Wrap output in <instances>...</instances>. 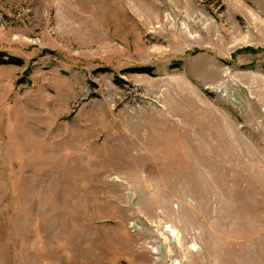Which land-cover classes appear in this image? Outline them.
Here are the masks:
<instances>
[{
	"label": "rangeland",
	"instance_id": "1",
	"mask_svg": "<svg viewBox=\"0 0 264 264\" xmlns=\"http://www.w3.org/2000/svg\"><path fill=\"white\" fill-rule=\"evenodd\" d=\"M0 264H264V0H0Z\"/></svg>",
	"mask_w": 264,
	"mask_h": 264
},
{
	"label": "trees",
	"instance_id": "2",
	"mask_svg": "<svg viewBox=\"0 0 264 264\" xmlns=\"http://www.w3.org/2000/svg\"><path fill=\"white\" fill-rule=\"evenodd\" d=\"M10 61H11V60H9V58H6V52L0 50V62H1V63H8V62H10Z\"/></svg>",
	"mask_w": 264,
	"mask_h": 264
}]
</instances>
